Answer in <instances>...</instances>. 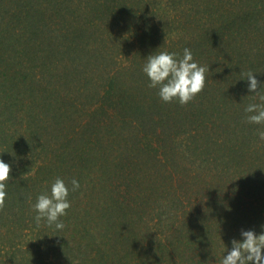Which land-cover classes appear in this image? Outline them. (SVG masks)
<instances>
[{
  "label": "trees",
  "instance_id": "1",
  "mask_svg": "<svg viewBox=\"0 0 264 264\" xmlns=\"http://www.w3.org/2000/svg\"><path fill=\"white\" fill-rule=\"evenodd\" d=\"M185 47L205 86L165 102L142 65ZM250 71L264 0H0V264H220L264 224ZM56 177L80 181L61 234L32 207Z\"/></svg>",
  "mask_w": 264,
  "mask_h": 264
},
{
  "label": "clouds",
  "instance_id": "2",
  "mask_svg": "<svg viewBox=\"0 0 264 264\" xmlns=\"http://www.w3.org/2000/svg\"><path fill=\"white\" fill-rule=\"evenodd\" d=\"M156 49L147 55L142 65V71L149 78V86L158 88V95L165 102L175 99L180 104L188 103L204 88L208 69L193 58L194 54L188 47L183 49L182 56L176 51ZM246 78L250 93H258L264 86V81H260L254 72H248ZM258 99L260 102L246 106V119L251 123L264 124V93ZM258 134L264 138V130H258ZM10 173L11 165L0 158V207L5 203ZM70 185L62 177H56L51 183L50 195L42 192L37 196L32 205L37 225L42 221L54 225L57 234H61L65 225L60 217L65 216L71 207L69 192L79 189L80 181L73 177ZM260 229L257 232L254 228H242L239 237L231 239V248L228 250L227 246L220 264H264V224Z\"/></svg>",
  "mask_w": 264,
  "mask_h": 264
}]
</instances>
